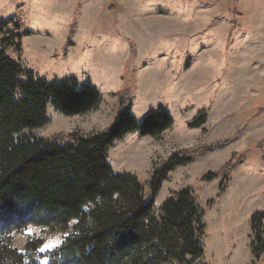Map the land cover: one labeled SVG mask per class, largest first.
<instances>
[{
  "label": "rangeland",
  "instance_id": "1",
  "mask_svg": "<svg viewBox=\"0 0 264 264\" xmlns=\"http://www.w3.org/2000/svg\"><path fill=\"white\" fill-rule=\"evenodd\" d=\"M2 23L0 48L3 40L12 44L3 50L21 65L22 81L27 73L48 82L76 79L102 97L84 117L66 118L50 103L49 124L37 136L101 133L124 98L138 128L150 111L165 108L173 126L160 139L136 132L116 142L108 152L112 169L136 176L148 195L172 154L211 149L169 174L155 209L190 189L206 225L196 264H264L251 250L252 217L264 213V0H0ZM202 117L204 124L190 127ZM234 154L245 161L217 200L218 174ZM209 174L218 177L204 182ZM72 225L55 233L30 226L13 235V246L23 251L39 239L41 252L55 250Z\"/></svg>",
  "mask_w": 264,
  "mask_h": 264
},
{
  "label": "trees",
  "instance_id": "2",
  "mask_svg": "<svg viewBox=\"0 0 264 264\" xmlns=\"http://www.w3.org/2000/svg\"><path fill=\"white\" fill-rule=\"evenodd\" d=\"M6 28L7 23L0 24V35ZM3 41V47L12 45L8 39ZM3 47L0 264H196L202 259L205 214L192 191H179L158 211L155 203L169 174L203 158L211 149L172 154L154 173L147 195L136 176L114 172L108 152L132 133L160 139L173 126L165 108L150 111L138 128L124 98L113 124L101 133H59L41 138L35 131L49 124L50 103L66 118L84 117L100 108L101 94L90 84L80 88L76 79L48 82L27 73V80L22 81L25 72ZM204 122L205 117L196 119L190 127L198 128ZM244 159L234 154L219 172L223 178L217 200L228 190ZM218 176L209 174L203 181L211 182ZM71 225L72 232L55 250L41 252L44 243L39 239H30L23 251L13 246V235L30 226L55 233L67 232ZM251 229L252 255L258 262L264 255V213L252 217Z\"/></svg>",
  "mask_w": 264,
  "mask_h": 264
},
{
  "label": "snow or ice",
  "instance_id": "3",
  "mask_svg": "<svg viewBox=\"0 0 264 264\" xmlns=\"http://www.w3.org/2000/svg\"><path fill=\"white\" fill-rule=\"evenodd\" d=\"M45 264H47V261H45Z\"/></svg>",
  "mask_w": 264,
  "mask_h": 264
}]
</instances>
